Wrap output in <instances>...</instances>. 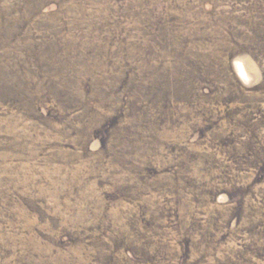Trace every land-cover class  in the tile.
Listing matches in <instances>:
<instances>
[{
  "label": "rangeland",
  "instance_id": "obj_1",
  "mask_svg": "<svg viewBox=\"0 0 264 264\" xmlns=\"http://www.w3.org/2000/svg\"><path fill=\"white\" fill-rule=\"evenodd\" d=\"M0 264H264V0H0Z\"/></svg>",
  "mask_w": 264,
  "mask_h": 264
}]
</instances>
